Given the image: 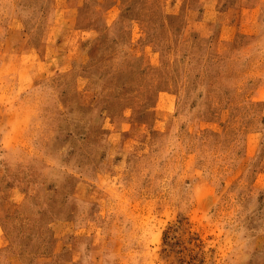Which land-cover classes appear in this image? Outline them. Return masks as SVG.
<instances>
[{
  "label": "rangeland",
  "instance_id": "obj_1",
  "mask_svg": "<svg viewBox=\"0 0 264 264\" xmlns=\"http://www.w3.org/2000/svg\"><path fill=\"white\" fill-rule=\"evenodd\" d=\"M0 264H264V0H0Z\"/></svg>",
  "mask_w": 264,
  "mask_h": 264
}]
</instances>
